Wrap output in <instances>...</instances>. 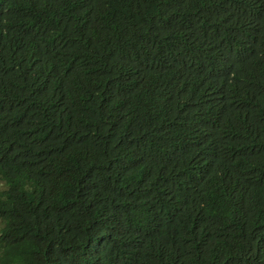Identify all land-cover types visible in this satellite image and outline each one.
Returning a JSON list of instances; mask_svg holds the SVG:
<instances>
[{
	"label": "trees",
	"instance_id": "obj_1",
	"mask_svg": "<svg viewBox=\"0 0 264 264\" xmlns=\"http://www.w3.org/2000/svg\"><path fill=\"white\" fill-rule=\"evenodd\" d=\"M0 264H264V0H0Z\"/></svg>",
	"mask_w": 264,
	"mask_h": 264
}]
</instances>
